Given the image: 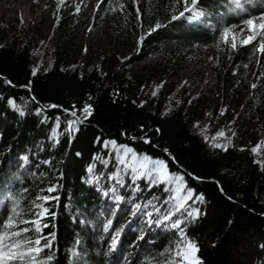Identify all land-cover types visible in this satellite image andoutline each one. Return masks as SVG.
<instances>
[{"label": "trees", "instance_id": "obj_1", "mask_svg": "<svg viewBox=\"0 0 264 264\" xmlns=\"http://www.w3.org/2000/svg\"><path fill=\"white\" fill-rule=\"evenodd\" d=\"M231 1L199 0L198 9L205 15L190 21L188 13L171 19L177 14L172 9L176 0H150L163 27L148 35L142 32L145 39L139 45L132 5L126 13L114 10L107 42L118 48L137 47L124 61L103 53L74 57L62 44L73 24L71 12L64 8L52 19L46 38L34 31L28 38L29 29L0 22V195L4 203L0 229L13 206L28 220L37 219L35 213L46 208L40 218L41 233L23 225L30 229L25 238L41 235L42 244L50 241V249L41 253L42 258L52 256L46 264H161L179 241L174 231L154 226L137 232L124 229L115 251L106 250L119 215L101 235L99 220L108 203L86 182V169L99 156L95 175L106 179L116 173L112 154L102 147L108 140L136 154L165 160L172 174L183 176L187 187L203 196L199 216L181 223L186 240L198 248L201 264H264V168L254 163L250 151L259 140L264 142L259 128V122L264 124V102L241 94L234 74L237 65L247 62L250 46L228 52L208 96L177 89L184 73L179 61L182 51L210 42L211 27L240 11ZM40 38L46 44L44 55L53 58L51 65L33 53V44ZM173 99V107L166 111ZM85 104L92 105V115L68 132V123L82 118L80 109ZM55 122L59 135L53 144L50 133ZM206 122L211 130L228 126L235 133L227 151L212 148L197 132L195 125ZM117 178L126 186L132 183ZM53 186L55 191L48 192ZM139 187L137 200L156 198L164 210L170 196L162 185L140 182ZM37 197L49 199L45 203ZM126 205L124 201L121 209Z\"/></svg>", "mask_w": 264, "mask_h": 264}, {"label": "rangeland", "instance_id": "obj_2", "mask_svg": "<svg viewBox=\"0 0 264 264\" xmlns=\"http://www.w3.org/2000/svg\"><path fill=\"white\" fill-rule=\"evenodd\" d=\"M2 4H0V22L4 23L8 26H17L22 27L24 29H29L27 33V37L29 38L32 35V31L34 34H41L42 38L49 37V26L52 19H57L59 17L58 13L63 8L71 12L72 17V25L70 35L66 36L63 39V45L68 46L72 55L76 58L84 59L85 55H89L91 53H103V54H115L117 58L121 61L128 59L134 51H136L137 47L131 46L127 48H118L107 42V34L109 33V24L111 12L115 10H119L120 13H126L129 5H132L135 10V14L139 9L141 15L138 22V34L137 39L142 35L141 33L146 31L155 25V23L160 22L159 15L155 12L154 7H150V0H138L136 5H133L132 0H103V2H99V0H92L87 3V5H83L80 0H65L63 4H60L58 9L59 0H2ZM233 3V0L231 1ZM16 3V4H15ZM124 4V8H119V4ZM29 6L31 12L28 13L24 10V6ZM111 5V7L109 6ZM235 5V4H234ZM80 7V11L76 12V7ZM12 7L21 8V11L13 12L11 11ZM236 8L240 9L232 19L227 20L225 17L221 18L218 22V25L211 27V39L210 42L206 45H194L192 47L186 48L182 51V54L179 56V61L184 67V73L181 76L177 84V89H183L191 91L195 96L205 97L210 94V91L214 88L215 82V74L221 68V62L225 61L228 58V52L234 51L231 48V37L229 38V43L224 44L220 39V34L223 32L224 28L232 29V32L237 36V48L250 46L251 55L248 57L246 63L239 64L234 68V71L237 76V82L239 83L240 93L247 95L253 98L254 102H258L263 100L264 102V54L256 51L259 47V37L257 41H254L253 44L240 46L241 40L245 38L247 35L251 33L248 31V25L245 23L247 19H252L254 24L259 25L261 21L259 17L264 14V0H240V6ZM5 9L4 11H2ZM173 9V8H172ZM197 21V20H190ZM200 21V20H198ZM162 28V27H161ZM160 29V28H159ZM140 33V34H139ZM40 38L37 40L35 44H33L32 50L33 53H39L40 61L46 62L47 65H51L53 62V58L50 53L47 56L44 55V49H46V44L44 40ZM235 49V50H236ZM40 62L39 66L42 65ZM255 84L256 87L253 88L252 85ZM157 89H154L153 92L156 93ZM176 99H173L166 106V111L170 110L173 107V102ZM11 107H13V103H9ZM262 110H264V104L262 105ZM256 117L262 118V115L256 114ZM263 124V123H262ZM259 122V128L264 131V124ZM59 124L55 122L53 124V129L50 133V141L53 144L56 143L59 132H58ZM197 132L203 137L204 141L208 143L212 147L213 143H220L223 145H227V148L231 145L228 144V139L231 138L232 143V131L228 126L219 127L215 130H211L208 122L204 125H195ZM77 128V124L73 126V129L69 128V123L67 126V131H75ZM223 131L225 133L224 137H218L215 141L212 139L216 137L219 132ZM207 138V139H206ZM112 141H105L102 144L104 150L109 151L115 163L117 164V171L113 175H109L106 179L101 176L95 175L96 164L101 162V157H94L95 163L90 165L87 169V177L88 181H86L90 187L94 188L97 192H99L102 196V199L108 203L105 206L102 215L100 216L99 223L101 225L102 234L104 235L109 231L111 225L108 230L105 231L104 225L108 221H113L115 216L119 215V224L116 228L112 230V235L110 236L109 244L106 250L109 252H114L116 249V245L119 242V237L124 229H129L130 232L140 231L141 228H150L154 226L155 230L157 229H165L168 231H174L177 233L178 237H180L179 229H174L171 227L173 222L181 223L195 219L199 216L200 208L203 204V200L198 199L200 196H196L194 192L193 198L187 200L184 207L182 209L177 210V201L171 200L170 197L172 195L169 193V200H167L166 207L164 210L159 208V202L156 198H152L149 200H142L139 198L136 199V195L140 192L139 183L145 182L147 183L146 178L138 179L133 185L126 186L122 180H120L121 184L124 186L121 187L120 184L116 183V179L118 176H122L123 178H127L132 180V173L130 170L123 171L122 166H118V147L114 148ZM263 140H259L254 145L251 146L250 151L257 144H260V150L257 154H253L255 161L257 163L264 162L262 160V147ZM214 148V147H212ZM221 149V148H215ZM139 155V154H137ZM144 156V155H140ZM91 168L92 171L89 172L88 169ZM105 181L107 184L105 185ZM185 182V181H184ZM186 184V183H185ZM105 185V186H104ZM105 188H104V187ZM159 186V185H158ZM165 191V188L171 187L170 185H162ZM55 191V187H52ZM115 188L116 194L123 196L121 193L129 194V198L124 199L117 205L113 200L112 189ZM134 188H137L138 191H133ZM52 191V192H54ZM107 192L108 195H104ZM2 194L0 195V214L3 211L4 203L2 199ZM127 203L125 209H121L120 205ZM133 202L147 205V207H142L136 215L132 214V205ZM155 205V208H153ZM14 208V206H13ZM12 208V210H13ZM155 209H159L157 212ZM193 216H189V212H197ZM124 212H126L124 214ZM146 212L152 213L153 220H160V224H152L149 225L147 223L149 217L145 214ZM109 214L106 218L105 215ZM165 214H169L171 219L169 221H163V216ZM131 215V216H130ZM9 216H13L14 220L17 219L13 213L10 211L7 214V217L3 220L1 224L0 231L3 232V223L7 222ZM24 216L22 215V218ZM44 217V216H43ZM24 219V218H23ZM107 219V220H106ZM128 223V226H127ZM112 224V223H111ZM130 224V225H129ZM127 226V228H126ZM23 227V225H20ZM34 227V226H33ZM119 232V237L116 236V233ZM104 237V236H103ZM116 239L115 249H113V239ZM174 252V251H173ZM75 253V252H74ZM197 256V252L195 253ZM171 258V256L166 257L161 264H166V262Z\"/></svg>", "mask_w": 264, "mask_h": 264}, {"label": "snow or ice", "instance_id": "obj_3", "mask_svg": "<svg viewBox=\"0 0 264 264\" xmlns=\"http://www.w3.org/2000/svg\"><path fill=\"white\" fill-rule=\"evenodd\" d=\"M65 0H59L58 9L60 4H63ZM99 2H103V0H99ZM138 0H132L133 5H136ZM233 3L239 7L240 0H233ZM182 4V10H180V5ZM199 0H176V3L173 5L174 12L177 14H173L171 16L172 20H177L185 16L186 13L189 14L190 20H200L205 13L202 10L198 9ZM111 7V5H109ZM119 8L123 9L124 4L120 3ZM115 10V9H113ZM80 11V7H76V12ZM140 11L139 9L136 12V19H140ZM261 23L259 25L254 24L252 19H247L245 23L249 26L248 31L251 33L247 35L245 38L241 40L240 46L253 44L254 41H257L259 37V47L256 51L264 54V16L259 17ZM163 27V25L159 22L155 23L153 27H150L145 35L151 34L152 32L157 31L159 28ZM145 35H141L137 40V45L144 41ZM231 37V48L235 50L237 48V36L232 32L230 28H224L223 32L220 34V39L224 44L229 43V38ZM35 74V73H34ZM253 88L256 87L255 84L252 85ZM152 95H156L155 92ZM92 98L89 97V100ZM11 104L12 101H9ZM92 105L85 104L80 112L82 114L81 119H76L69 122V128L73 129V126L76 124H80L83 120H87L92 115ZM224 113L222 112L221 115ZM73 117L77 116V112H71ZM225 133L223 131L219 132L216 137L212 139L215 141L218 137H224ZM235 136V133H233ZM207 139V138H206ZM145 143H150L149 140L145 139ZM114 148H117L116 142H111ZM264 143V142H262ZM228 144H231V138L228 139ZM212 147L221 148L224 151H227V145H223L220 143H213ZM260 150V144H257L255 147L251 149V152L255 155ZM167 153V149L164 150ZM118 166H122L123 171L130 170L132 173V182L135 185L136 181L141 178H146L147 183L152 186L158 185H170L171 187L165 188V191H169L172 193L170 199L177 201V210L182 209L187 202V200L193 198V193L190 189H187L186 184L184 182V177L180 175L172 174L168 170V166L163 159H153L149 156H140L137 155L134 150L126 145H120L118 147ZM79 155V153H77ZM23 159H27L24 157ZM256 161H254L255 163ZM261 167L264 168V162H261ZM89 172L92 171L91 168L88 169ZM195 178V177H194ZM116 183L120 184L121 187L124 185L121 184L119 178L116 179ZM48 192L54 191L53 188H49ZM113 200L117 205L124 199L123 196L116 194L115 188L112 190ZM133 191H138L137 188H134ZM104 195H108L107 192ZM38 200L42 199L45 203L49 199V197H37ZM201 201L204 199L203 196L198 197ZM142 207H147V205H141L133 202L132 205V214L136 215L137 212L140 211ZM35 208L40 209L41 205L36 204ZM155 208V205H153ZM159 212V209H155ZM13 214L17 217L14 220L13 216H9L7 222L3 223V229L5 231L0 232V264H46L47 261L52 260V256L48 255L46 258L41 257V253L44 249H50L51 244L50 241H44L42 244L43 237L41 235H37L35 238H25L24 233H28L30 229L28 227L21 228L20 225H32L34 226L35 233H41L40 227V218L43 217L47 213V209L44 208L41 211L35 213L38 217L37 219H23L22 214L17 212L16 208H13ZM149 219L147 223L149 225L152 224H160V220H153L152 213H145ZM198 214L197 212H189V216H193ZM171 216L169 214H165L163 216V221H169ZM111 221H108L105 225V231L108 230L111 225ZM171 227L174 229L180 230L179 241L175 246L174 252L170 253L171 258L166 262V264H201L199 258L195 255L198 251L197 246L192 241H187L185 234L181 228L179 222H173ZM120 233L117 232L116 236L119 237ZM143 239V237H140ZM116 239H113L112 247L115 249Z\"/></svg>", "mask_w": 264, "mask_h": 264}, {"label": "bare ground", "instance_id": "obj_4", "mask_svg": "<svg viewBox=\"0 0 264 264\" xmlns=\"http://www.w3.org/2000/svg\"><path fill=\"white\" fill-rule=\"evenodd\" d=\"M82 3H83V5H87V3L89 2V1H92V0H80ZM2 0H0V4H2ZM16 4V3H15ZM25 8H24V10L25 11H27L28 13H30L31 12V9H30V7L29 6H24ZM9 9H11V11H13V12H16V11H21L22 9L21 8H15V7H12V8H10L9 7ZM5 9H3L2 11H4ZM263 16H264V14H263Z\"/></svg>", "mask_w": 264, "mask_h": 264}, {"label": "water", "instance_id": "obj_5", "mask_svg": "<svg viewBox=\"0 0 264 264\" xmlns=\"http://www.w3.org/2000/svg\"><path fill=\"white\" fill-rule=\"evenodd\" d=\"M23 89H24V88H23ZM24 90L28 91L26 88H25ZM67 113H70V112H67ZM77 119H78V118H77Z\"/></svg>", "mask_w": 264, "mask_h": 264}]
</instances>
